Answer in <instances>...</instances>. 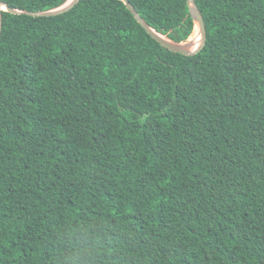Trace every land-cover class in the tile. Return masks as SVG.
Instances as JSON below:
<instances>
[{
  "label": "trees",
  "instance_id": "obj_1",
  "mask_svg": "<svg viewBox=\"0 0 264 264\" xmlns=\"http://www.w3.org/2000/svg\"><path fill=\"white\" fill-rule=\"evenodd\" d=\"M194 2L2 10L0 264H264V0Z\"/></svg>",
  "mask_w": 264,
  "mask_h": 264
},
{
  "label": "water",
  "instance_id": "obj_2",
  "mask_svg": "<svg viewBox=\"0 0 264 264\" xmlns=\"http://www.w3.org/2000/svg\"><path fill=\"white\" fill-rule=\"evenodd\" d=\"M80 0H66L62 5L46 10V11H21L16 8H11L7 5L5 2H0V33H1V28H2V20H3V14L2 10L11 12V13H21L24 12L26 14L34 15V16H54L61 14L63 12L68 11L69 9L73 8ZM124 3L126 4L127 8L129 11L134 15L136 20L146 29V31L156 40L158 41L162 46L166 47L168 50L175 52V53H180L184 55H193L202 49L205 40H206V27L205 23L202 17V14L195 4L194 0H187L188 7H189V12L191 14V17L194 22L195 30L198 32L200 35V42L199 45L196 49L191 50L189 48V41H184V42H175L164 35L158 33L147 23L142 19V17L139 15V13L136 11L134 6L129 2V0H123Z\"/></svg>",
  "mask_w": 264,
  "mask_h": 264
},
{
  "label": "bare ground",
  "instance_id": "obj_3",
  "mask_svg": "<svg viewBox=\"0 0 264 264\" xmlns=\"http://www.w3.org/2000/svg\"><path fill=\"white\" fill-rule=\"evenodd\" d=\"M193 38H194V44L191 40L189 41V48L191 50H194L198 47L199 42H200V35L196 34V31H195V36Z\"/></svg>",
  "mask_w": 264,
  "mask_h": 264
},
{
  "label": "rangeland",
  "instance_id": "obj_4",
  "mask_svg": "<svg viewBox=\"0 0 264 264\" xmlns=\"http://www.w3.org/2000/svg\"><path fill=\"white\" fill-rule=\"evenodd\" d=\"M196 34H198L197 31H196ZM190 40H191V41L193 42V44H194V38H191V39L189 38L188 41H190Z\"/></svg>",
  "mask_w": 264,
  "mask_h": 264
}]
</instances>
